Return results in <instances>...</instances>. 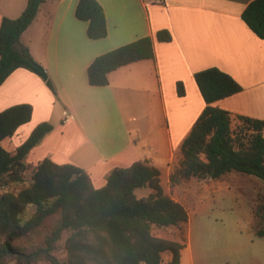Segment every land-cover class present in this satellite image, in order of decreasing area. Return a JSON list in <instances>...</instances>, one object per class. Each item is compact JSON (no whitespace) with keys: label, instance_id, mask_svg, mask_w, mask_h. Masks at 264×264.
I'll return each instance as SVG.
<instances>
[{"label":"crops","instance_id":"obj_1","mask_svg":"<svg viewBox=\"0 0 264 264\" xmlns=\"http://www.w3.org/2000/svg\"><path fill=\"white\" fill-rule=\"evenodd\" d=\"M98 1L108 23L104 39L88 37V23L76 17L79 0H45L22 34L21 44L46 69L54 90L25 68L0 86V112L19 104L33 107L31 121L2 143L8 151L15 152L39 124L49 122L54 129L29 153L28 164L44 159L73 164L90 175L95 188H102L114 169L146 161L160 170L165 191L163 182L170 183L181 146L206 107L195 74L212 67L243 87L213 104L230 113L233 133L242 127L240 117L264 121V39L242 19L253 0ZM26 7L27 0H0V26L4 17L16 19ZM162 29L171 32L172 41H157ZM148 36L154 41L153 59L110 72L107 86L90 85L88 68L98 56ZM178 83L184 85V96L178 94ZM66 114L72 115L68 122ZM250 178L261 186L264 182ZM240 187L248 189L249 197ZM232 192L249 201L247 230L253 241L263 243L252 228L257 200L250 188L207 178L199 191L200 200ZM173 199L187 205L189 214L193 197ZM207 227L202 224L200 230ZM162 258L169 264L173 254L166 251ZM180 264H264V249H191L190 241L181 250Z\"/></svg>","mask_w":264,"mask_h":264},{"label":"trees","instance_id":"obj_2","mask_svg":"<svg viewBox=\"0 0 264 264\" xmlns=\"http://www.w3.org/2000/svg\"><path fill=\"white\" fill-rule=\"evenodd\" d=\"M45 0H27V7L16 19L4 17L0 26V86L17 69H28L54 90L46 69L21 44L22 34L36 19ZM76 17L88 23L91 40L108 36L104 7L98 0H79ZM246 25L264 39V0L251 1L242 14ZM159 42L172 41L167 29L156 34ZM151 37L139 38L98 56L88 68L92 86H107L110 72L141 60L154 58ZM195 81L206 107L181 146L178 167L170 181L222 179L236 172L264 181V121L240 117L237 134L231 129V116L213 106L233 96L243 87L228 73L212 67L195 74ZM179 96L185 88L178 83ZM30 104H19L0 112V264H162V254L170 251L169 264H180L182 242L155 236L154 227H179L188 222L185 206L165 194L161 172L146 161L128 168H116L102 188H95L90 175L73 164H57L44 159L37 165L26 162L29 153L54 127L39 124L15 152L3 142L29 123ZM20 186L18 192L6 190ZM149 187L142 198L136 190ZM30 212V213H29ZM60 214V222L46 237L45 246L25 249L17 243L33 234L47 218ZM252 228L264 237V194H259ZM65 232L67 259L58 258V242Z\"/></svg>","mask_w":264,"mask_h":264},{"label":"rangeland","instance_id":"obj_3","mask_svg":"<svg viewBox=\"0 0 264 264\" xmlns=\"http://www.w3.org/2000/svg\"><path fill=\"white\" fill-rule=\"evenodd\" d=\"M223 180L247 186L255 194L256 200L259 194H264V182L261 186L250 176L233 172L226 175ZM205 181L206 179L190 178L189 180H181L177 184H172L170 181L168 186L164 181L163 185L166 191L164 192L172 199L178 198L187 202L189 198L193 197V206L189 212V224L168 228L154 227L152 233L160 238L182 242L185 246L191 241V249H264V239L261 240L263 243H258L259 240L253 241L251 231L247 230L250 217V205L247 198L245 200L232 192V195H216L211 199L200 200V196L203 194L199 193L200 187ZM20 188V186H11L6 190L16 193ZM149 191H151L149 187L140 188L136 190V194L139 198H142L147 196ZM239 191L249 197L247 195L248 189L240 187ZM185 208H187V205H185ZM60 219V214L47 218L40 228L27 238L19 241L17 245L25 249H36L45 246L46 237L57 227ZM202 224L208 226L206 230H200ZM190 226H192V237L189 235ZM69 236L70 233L65 232L58 242L56 255L64 261L67 259L65 247ZM162 262L166 264V258ZM10 264L16 263L12 262ZM38 264L49 263L40 262Z\"/></svg>","mask_w":264,"mask_h":264},{"label":"built area","instance_id":"obj_4","mask_svg":"<svg viewBox=\"0 0 264 264\" xmlns=\"http://www.w3.org/2000/svg\"><path fill=\"white\" fill-rule=\"evenodd\" d=\"M72 118L71 114H66L64 118V122H68Z\"/></svg>","mask_w":264,"mask_h":264}]
</instances>
